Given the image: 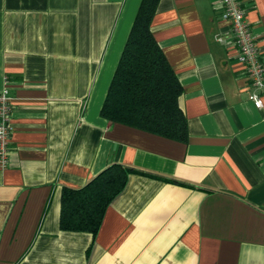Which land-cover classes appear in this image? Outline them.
<instances>
[{
    "label": "crops",
    "instance_id": "0c3cea01",
    "mask_svg": "<svg viewBox=\"0 0 264 264\" xmlns=\"http://www.w3.org/2000/svg\"><path fill=\"white\" fill-rule=\"evenodd\" d=\"M138 1L0 0V264H264V92L247 99L220 0H158L150 19L184 141L98 114ZM242 4L264 65V0ZM110 162L154 175L128 173L94 235L59 229L60 187Z\"/></svg>",
    "mask_w": 264,
    "mask_h": 264
},
{
    "label": "trees",
    "instance_id": "16d2710c",
    "mask_svg": "<svg viewBox=\"0 0 264 264\" xmlns=\"http://www.w3.org/2000/svg\"><path fill=\"white\" fill-rule=\"evenodd\" d=\"M157 1H138L98 114L111 122L184 141L186 120L177 103L181 86L149 28ZM130 172L154 175L110 162L80 186H61L58 228L94 235L105 207Z\"/></svg>",
    "mask_w": 264,
    "mask_h": 264
},
{
    "label": "built area",
    "instance_id": "2783aa9c",
    "mask_svg": "<svg viewBox=\"0 0 264 264\" xmlns=\"http://www.w3.org/2000/svg\"><path fill=\"white\" fill-rule=\"evenodd\" d=\"M242 2L243 0H220L219 15L228 25L230 41L236 52L235 59L248 80L247 99L259 108L262 105L261 94L264 92V65L261 49L251 31ZM213 38L222 41L218 35ZM9 98L7 87L3 85L0 89V168L7 162Z\"/></svg>",
    "mask_w": 264,
    "mask_h": 264
}]
</instances>
